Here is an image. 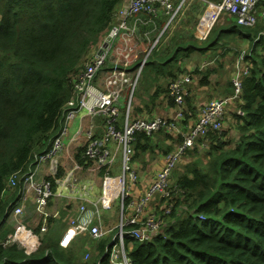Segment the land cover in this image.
Instances as JSON below:
<instances>
[{"label":"trees","instance_id":"1","mask_svg":"<svg viewBox=\"0 0 264 264\" xmlns=\"http://www.w3.org/2000/svg\"><path fill=\"white\" fill-rule=\"evenodd\" d=\"M122 3L123 0H0L1 238L13 232L6 221L17 192L4 198L9 176L27 172L34 164L35 153L51 149L72 94L69 77L81 68L90 50L109 31ZM259 7L264 8V0ZM263 28L262 24L246 28L226 17L205 41L194 35L187 46L168 55L160 54L157 47L153 56L149 55L142 70L143 79L149 82L146 91L161 78L172 81L185 74L186 70L179 67L176 71L180 74L175 75V64L196 50L203 55L219 49L226 53L231 50L226 49L230 43L241 39L251 42L254 52L247 57L251 71L242 84L240 109L245 115L236 116L237 143L231 147L226 132L209 133L199 142H209L208 161L203 166L192 152L196 150L186 153L185 157L192 160H186L182 173L174 179L182 193L171 214L165 215L162 210V217L168 219L161 233L151 242H126L133 264H264V38L260 36ZM257 47L262 53H258ZM199 72L189 71L201 76V85H208L212 72ZM161 91L169 95V85ZM158 92L157 88L152 98ZM186 102L185 124L189 127L194 106L191 98ZM152 139L137 133L136 152L152 149ZM226 142L230 147H226ZM174 148L168 146L163 153ZM84 150L81 148L75 155L82 168L92 164L83 157ZM53 190H57L55 185ZM60 200L52 197L49 207L58 210L56 201ZM58 211L62 214L58 221L65 224L68 218H64L61 209ZM40 225L32 229L41 236ZM48 225L50 230L41 236V244L33 254L17 245H0V264H109L105 250L111 238L96 244L95 256L83 261L80 250L72 245L68 249L59 246L53 238L56 231L50 233L53 222L49 220Z\"/></svg>","mask_w":264,"mask_h":264},{"label":"built area","instance_id":"2","mask_svg":"<svg viewBox=\"0 0 264 264\" xmlns=\"http://www.w3.org/2000/svg\"><path fill=\"white\" fill-rule=\"evenodd\" d=\"M200 1L205 6L195 29V37L200 41L208 38L211 30L224 16L231 17L238 25L246 28L264 25V8L259 7L261 0ZM187 2L188 0H123L109 31L91 49L83 67L69 77L72 94L65 105V119L51 149L35 153L34 164L27 172H16L9 176L4 196L10 190L17 192L6 221L13 227V232L5 238L0 237V245L3 247L17 245L26 253L33 254L41 244V236L50 230L49 220H55L53 221L55 225L59 219V211L54 213L50 210L49 200L52 197L64 199L68 194L71 197L77 195L82 205L78 214L69 220L60 239L59 246L62 249H68L81 236L90 238L96 244L103 239L111 238V243L105 250L109 264H133L127 240L151 242L161 233L165 220L161 215L150 213L149 205L157 200H165L162 206L164 214H171L170 201L173 200L174 191L182 193L171 182L172 169L189 150L207 145L209 142L202 145H199V142L209 133L221 132L230 106L235 102L243 103L242 84L251 71L250 63L237 67L236 62V71L231 79L234 94L208 101L201 109L196 122L186 131L181 130L178 124L186 120V98L188 87L192 83L191 75L188 73L170 81L169 95L175 106L171 119L131 116L133 92L159 37L148 49L144 48L143 44L150 40L152 32L157 31V19L161 14L168 15L169 19L163 26L160 36L176 21L178 14L183 15ZM150 25H153L152 29L148 28ZM142 27L145 28L143 31ZM260 36L264 38V28ZM128 91L131 95L124 105L123 101ZM123 108L125 113L122 117ZM83 111L91 120L100 117L104 122L100 136L95 135L94 126L91 125L85 132L79 130L74 137L79 139L83 135L86 138L84 156L95 164L99 172H103L102 194L98 202L93 203L92 208L87 199L88 188L84 187L80 191L78 187L77 171L82 167L76 163L71 169L64 170L60 161L65 148L64 139L69 134V124ZM237 114L245 115L240 108L237 109ZM163 129L175 137L178 135V139L182 140L176 143L173 151L165 155L162 168L156 172V177L146 192L138 195L136 185L139 177L131 160L136 135L144 133L146 136H153ZM120 153L121 170L115 174L113 168ZM54 185L57 187L56 191L53 190ZM118 195L121 222L118 230L113 233L112 230L103 229L100 208L112 209ZM27 202L34 206V213L41 218V236L25 224L30 218L27 216ZM88 258L89 254H86L85 259Z\"/></svg>","mask_w":264,"mask_h":264},{"label":"crops","instance_id":"3","mask_svg":"<svg viewBox=\"0 0 264 264\" xmlns=\"http://www.w3.org/2000/svg\"><path fill=\"white\" fill-rule=\"evenodd\" d=\"M214 1V0H211ZM194 2L192 0H189L184 7L183 10V15L186 13H184V11H187L188 9H193V4ZM200 16V15H199ZM199 18V17H198ZM223 21V20H222ZM196 33V32H195ZM145 44V43H144ZM143 44V45H144ZM142 45V46H143ZM95 47V46H94ZM91 53V52H89ZM225 54H222L221 56H224ZM193 56H207L201 54L200 51L196 50L194 52H192V54L190 55V57ZM219 57V56H218ZM85 61V60H84ZM81 64V67H83V63ZM237 61V59H236ZM203 62V61H202ZM236 66V62L234 65V70ZM190 68V70H189ZM80 69V68H79ZM185 70H188L190 72L194 71L191 70L192 67L187 64L184 66ZM199 70H201V68H198ZM203 71V70H201ZM188 74H190L188 72ZM191 79H192V83L194 86L193 90H190V86L188 87V97L191 98V101L194 105V110L193 112L195 113L194 117L192 118V120L196 117L197 118L195 120H193L191 122L192 125L193 123L196 122V120L199 117V114L201 112V109L203 108V106H205V104H207L208 101H210L213 98H223L224 96H231L228 93H231V89L233 88L232 84H231V79H232V75L230 76V80L227 78H224L223 80H215L213 79V77H209L208 81L209 84L208 85H201L200 84V78L201 76H196L195 74H190ZM171 81V80H170ZM170 81L168 82V85L170 83ZM162 80L158 81L155 83L154 87H151V89L149 91H146V94L148 95H143V92H139L137 95V98L134 102L133 105H131V109H132V117H147V118H155V117H164V118H169L171 119L174 116V111H175V106L171 105L169 103V95L168 92H163L161 90H166V88L168 87V85L166 84L165 86L162 85ZM218 83V84H216ZM158 88L159 92H158V96L153 97L152 95L155 93L156 89ZM233 94V92H232ZM131 95V92H127L125 95V101H123V104H126L127 98H129V96ZM236 105L235 103H233L230 108L227 110V114L229 112H231V107ZM238 108H240V106H238ZM124 109H122V117L124 116ZM226 114V115H227ZM191 115V113H190ZM103 118H95L94 120H91L90 118H88L84 113H78L75 117V119L73 120V122L71 123V129L72 127L75 128V130L71 133H69L68 138L65 140V148H64V152L62 154V158H61V164L62 167H64V170H68L71 169L77 162L75 160V155L78 153V151L81 148L85 147V143H86V138L82 135L79 139L74 138L77 134V132L79 130H82L83 132L87 131L91 125L94 126V132L95 135L100 136L102 131H103ZM170 135V132H165L162 133L161 131L159 132V134L152 136L153 139V145H152V149H148L146 151H139L136 152V147L134 145V149L132 150L131 153V160L132 162L135 163L138 171H139V181H138V186H137V190L136 193L138 195H142L139 194L141 192H145L147 190V188L149 187V184L151 183V180L155 174V172H151V170H153L155 168V170H159V168L161 167V165H163L164 160H165V153H163L162 147L165 144H169L172 147L174 146V142L170 141L169 138H167L168 136L166 135ZM74 138V140H73ZM176 144V143H175ZM153 147L158 148V150H160L162 156L159 157V155H157L156 153L152 152L154 150ZM173 151V150H172ZM138 155L137 157L135 155ZM153 154V155H152ZM152 155V156H151ZM141 156V157H140ZM84 157V155H83ZM119 160H122V154H119L118 157ZM150 159H152L153 161L150 162V166L148 165L146 167V173L143 169H141L140 167L142 165H145V162H148ZM156 163L157 166L156 167H152L153 164ZM148 172H151L148 173ZM102 173L99 172L96 169L95 164L92 162V164L89 167L86 168H82L81 170L77 171V177H78V187L80 188V191H82L84 189V187L88 188V194H87V199L90 202L89 206L90 208L93 207V203H97L98 200L100 199V196L102 194V187H101V178H102ZM61 199V198H60ZM57 204L59 205V210L61 209L64 212V218H68L67 221L65 222V224L60 221V223H62L61 225H63L62 229L60 232H55L53 238L55 240H58V244L60 242V239L62 238L65 229L67 227V223L69 222V219L74 215V214H78L79 212V208L80 205H82V201L81 199L76 195L74 197H71V195L68 194V197L60 200V201H56ZM72 204V206L70 205ZM120 207V203L119 201L116 203H114L112 209L110 210H106L103 208H100V217H101V224L103 229L106 230H112L113 233L116 232L118 229L117 227L120 225L121 222V217L120 214L118 212V208ZM51 211H54V208L51 207L50 208ZM149 210V209H148ZM30 216V218L27 220V222L29 223L28 226L29 228H36L38 226V224L40 223L41 218L38 216V214L34 213V206L27 202V216ZM106 220H110V226L111 223H113V226L111 228H109L110 226L106 225ZM52 222L55 220H51ZM12 227V226H11ZM52 233V229L51 232ZM87 239H90L88 237H78L74 243L72 244L74 249H78L80 250V253H87L91 250L93 251V255L92 257L95 256L96 254V244L95 246L93 245L92 247H90L87 244ZM91 257V258H92ZM89 258H90V254H89ZM88 258V259H89ZM90 258V259H91ZM87 259V260H88ZM84 261H87L84 259Z\"/></svg>","mask_w":264,"mask_h":264},{"label":"rangeland","instance_id":"4","mask_svg":"<svg viewBox=\"0 0 264 264\" xmlns=\"http://www.w3.org/2000/svg\"><path fill=\"white\" fill-rule=\"evenodd\" d=\"M192 1L194 2L192 4L193 9H188L187 11H184V13L186 12L184 15L179 16V14H178L176 21L168 27V29L165 31V33H163L162 36H160V33L163 30L162 27L168 21L169 16L166 14H161L159 16V18L157 19V24H158L157 31L152 32V34L150 35V40L145 41V44L143 47L148 49L155 42V40L158 39V37H159V41L157 42L155 47L152 49V51L156 47L160 48L158 51V52H160V54L168 55L173 50H175L181 46L182 47L187 46L188 43L194 39L197 20H199L200 16L203 14V10H205V6L203 5V3L200 0H192ZM119 8H120V5L118 6L117 9H119ZM226 17L227 16L222 17V19L215 26L221 25L222 22L226 20ZM228 18L233 20L231 17H228ZM148 28L152 29L153 25H150ZM226 49H231V50L229 52L225 53V51L223 49H219L216 52H213V53L211 52L210 54H207V56H204V57L193 56V57H189V58H182L178 64H175V69H174L175 75L180 74V73L178 74V72L176 71L177 68L181 67L184 69V66L189 64L192 67L191 70H195L198 68H201V70H203V71L199 72L198 74L204 75V74H202V72H205L206 70H208V71L212 72L211 77H213V79H215V80H223L224 78H227L230 80L231 74H233L236 71V70H234L235 62H238L237 67L243 66V64H249V62L247 61V57L254 54V52L252 53V51H251L253 49V44H251V42H249V41L238 39L237 41H234L233 44L230 43ZM259 49L260 48L257 47L256 50L260 54V53H262V51H260ZM151 54H152V52H151ZM151 54H150V56H153V54L152 55ZM222 54H225V55L221 56ZM236 59H237V61H236ZM189 70H190V68H189ZM187 72H189V71L186 70V73ZM161 80L163 82L162 83L163 86H165L166 84L168 85V82L170 81L166 78H161ZM216 84H218V83H216ZM148 85H149V82H147V80L143 79L142 72H141V75H140L139 80L137 82V86H136V88L133 92V95H132L131 105L134 104L139 92H143L142 93L143 95L149 96V94H146V89H147ZM189 88H190V90H193L194 89L193 84H191V86ZM231 92H233V93L235 92L234 88L231 89ZM228 94L231 95L230 93H228ZM187 98H188V96H187ZM186 104H187V102H186ZM235 104L236 105L231 107V112H229L225 116L224 122H223V127H222L223 129L221 130V132L228 133V139L231 142V147L235 146V144L237 143V141L239 139V132L237 130V124H238L239 120L237 119L236 116L238 115L237 114L238 106H241V104H243V103L235 102ZM187 106H188V104H187ZM191 112L192 113L190 115L191 116L190 118L192 119L194 117L195 113L193 111H191ZM81 113H84V111ZM196 118H197V115L193 120H195ZM72 122H70V124H69V133H70V130H71V133L75 130L74 127H72V129H71V123ZM178 126L181 128V130H186L188 127V125L185 124V121L179 123ZM182 127H183V129H182ZM161 132L165 133L166 130L163 129ZM174 134H176V133H174ZM68 136H69V134H68ZM68 136L65 137L64 143H65V140L68 138ZM167 136H168L167 138H169L170 141L171 142L173 141L174 143L178 139V135H176V137H175L174 135L168 134ZM150 144L153 145V141L150 142ZM168 146H171V145L165 144L162 147V150H164ZM228 146H229V144L226 142V147H228ZM208 147H209V143L205 146L195 147L194 150H196V151H192L198 156V158L200 160L199 161L200 166H203L208 161V154H207V151L209 150ZM153 148H154V150L152 152L156 153L157 155H159V157H161L162 154H161L160 150H158V148H156V147H153ZM185 156H186V154L183 156L182 160L171 171L170 179H171V182L173 185H175V180H174L175 177L177 178L178 175L182 173L186 160H192L191 158H189V157L186 158ZM61 158H62V156H61ZM60 161H61V159H60ZM152 161L153 160L150 159L148 162H145V165H142L140 168L143 169L146 173L145 169L148 165L150 166V162H152ZM132 166H133L134 170L137 172L138 177H139V171H138L134 162L132 163ZM156 166H157V164L154 163L152 167H156ZM162 166L163 165H161L159 170L162 168ZM120 170H121V160L118 159L116 166L113 168V171L115 174H118L120 172ZM159 170H155V168H154L153 170H151V172L152 173L155 172V174H156V172ZM151 172H148V173L151 174ZM155 174L151 180V183L153 182V180L156 177ZM137 186H138V183L136 185V189H137ZM145 192H141L139 194H144ZM13 193H14V191H12V190L6 192V195L4 196V198L9 197ZM179 198H180V194L176 193L174 191L173 200L170 201V203H172V207L177 202V200H179ZM116 201L117 202L119 201V195L115 198V203H116ZM164 204H165V200L154 201V202H152V205L151 204L149 205L148 211L150 213H155V214L162 216V210H163L162 206ZM175 206H176V204H175ZM174 209H176V208L174 207ZM58 210L54 209L53 212L55 213ZM177 211H180V210L177 209ZM118 212H119L120 217H121L120 207L118 208ZM61 216H62V214L59 211V219H61ZM167 219H168V216L166 218H164V220H167ZM25 224L27 225V227L29 226V223L27 221L25 222ZM61 224L62 223H60V221H57L54 225V228L52 229V232H54V231H56V233L60 232L62 227H63V225H61ZM7 225H9V222H7ZM106 225L110 226V220H106ZM112 226H113V223H111V226L109 228H111ZM87 244L90 247H92L93 245L95 246L96 243L93 242L91 239H87ZM88 253L90 254V258H91L93 255V251L90 250ZM86 254L87 253H81L80 258H82V260H83V257H84V259H85ZM90 258L88 260H90Z\"/></svg>","mask_w":264,"mask_h":264},{"label":"bare ground","instance_id":"5","mask_svg":"<svg viewBox=\"0 0 264 264\" xmlns=\"http://www.w3.org/2000/svg\"><path fill=\"white\" fill-rule=\"evenodd\" d=\"M233 52V51H232Z\"/></svg>","mask_w":264,"mask_h":264}]
</instances>
